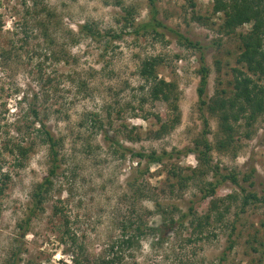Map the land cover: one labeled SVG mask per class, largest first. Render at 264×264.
<instances>
[{"label":"rangeland","instance_id":"374dc122","mask_svg":"<svg viewBox=\"0 0 264 264\" xmlns=\"http://www.w3.org/2000/svg\"><path fill=\"white\" fill-rule=\"evenodd\" d=\"M39 1L53 11L57 20V28L49 25V32L57 37L59 61L45 57L40 50L43 41L38 29L30 27L28 34L32 36L22 40L26 37L20 31L21 19L32 0H0V174L7 173L9 177L0 196V264H11L19 245L20 264H71L58 241V217L53 216L51 209L54 204L62 206L71 217L73 229L90 253H101L110 237L117 234L116 219L125 214L131 185L137 186L141 180L152 189V198L137 202L138 206L142 203L154 211L151 199L156 197L166 205L178 206L181 212L194 202L196 211L205 213L209 199H200V187L203 181L212 179L211 172L189 181L181 191L175 188L173 193L169 184L174 180L167 174L174 167L184 174L198 167L194 155L185 150L202 129L196 92L199 55L168 35L160 40L135 34L133 27L148 18L147 0ZM156 7L162 22L206 46L205 61L210 71L207 100L215 93L230 96L231 70L239 46L237 35L248 31L250 25L239 27L231 35L224 34L220 29L221 14L212 12V0H156ZM129 8L133 11L128 16L130 22L125 20ZM85 22L94 23L101 33L117 34L119 38L105 48L104 42L79 36L78 25ZM104 39L107 41L108 37ZM157 55L163 57L157 68L159 76L175 80L178 85L181 113L177 126L158 139L152 136L155 119H144L142 115L151 111L164 118L167 110L163 103L149 101L143 110H138L141 80L137 75L140 62ZM30 107L61 139L60 169L44 210L32 219L29 232L20 237L18 225L26 215L32 191L50 166L48 148L39 140L37 129L23 128L33 122V127H38ZM204 112L213 146L211 165L222 173L235 172L239 179L238 185L224 182L218 196L241 193L240 186L261 193L264 113L251 126V137L244 136L247 126L239 120L231 145L219 149L217 141L222 135L218 117L206 109ZM92 119L102 121L103 128L92 125ZM128 135L133 138L128 139ZM19 141L24 146L32 145L21 166L16 165V152L11 151ZM152 150L175 154L142 174L145 163L132 153ZM178 151L182 152L177 154ZM247 174L254 182L251 188L241 179ZM239 204L238 199L231 202L225 216L227 227L218 225L214 237L188 242L190 228L183 229L176 240L171 232L165 241L149 234L131 264H216L230 237L234 246L224 264H264V204H250L243 210ZM160 222L157 213L148 217L149 225ZM232 224L235 230L230 236Z\"/></svg>","mask_w":264,"mask_h":264},{"label":"trees","instance_id":"16d2710c","mask_svg":"<svg viewBox=\"0 0 264 264\" xmlns=\"http://www.w3.org/2000/svg\"><path fill=\"white\" fill-rule=\"evenodd\" d=\"M148 1V18L146 21L138 23L133 27L136 35H150L153 38L163 40L165 36L173 37L180 45L195 51L198 56V75L199 81L196 88L200 119L202 129L199 136L194 140L191 147H187L185 152L193 154L198 162V167L191 169L190 174H184L181 169L174 167L168 171V177L174 182L170 183V192L182 190L189 181H193L201 175L211 172L212 179L203 181L201 188V200L209 199V206L205 213L196 211L194 202L188 206L186 212H181L178 206L174 204L166 205L160 202L156 197L151 199L154 202V211L148 209L142 203L145 199L152 198L151 191L147 181L141 180L138 185H131L130 195L126 200L125 214L121 219H116V235L110 237L107 241L104 251L92 255L87 244L80 235L73 229L71 217L66 214L62 206L54 204L52 214L58 217L59 238L58 241L62 248V253L69 256L71 264H131L135 259V254L141 248V243L149 234L157 235L160 241L169 239L170 232L174 239L181 237L183 229L190 228V234L186 241H200L216 236V227L226 226L225 216L230 212L231 202L240 201V210L245 209L250 204H264V187L261 193L253 189H246L240 186L241 193H230L223 197L218 196V189L229 181L234 185L239 184L238 175L235 172L222 173L217 166L211 165L212 144L208 139L210 133L208 118L204 110L216 114L219 120V126L222 137L217 141L219 149H225L231 145L233 134L238 126V121L243 120L247 126L244 133L246 138L251 137V126L257 118L264 113V0H212L213 14H221L222 22L220 23L221 31L226 35L236 32L239 27L249 24L250 29L245 33L237 35L239 46L235 66L232 68V93L230 96H220L217 93L210 100H207V85L209 77V67L205 61L206 46L198 40H192L177 29L171 28L158 18V9L156 0ZM127 17L125 20L130 22L128 16H132V10H126ZM53 11L42 4L39 0H32V5L27 6L24 16L21 19L20 31L25 35L24 39L30 38L28 30L35 28L39 30L43 43L40 50L44 52L45 57L59 61L57 37L49 32V25L57 28V20L54 18ZM43 18V19H42ZM200 19L201 17H195ZM30 21H32L30 23ZM132 21V20H131ZM133 25V21L130 23ZM34 26V27H33ZM31 27V28H30ZM31 32V31H30ZM79 36H87L97 42H104L107 48L113 40L119 38L117 34L108 32L101 33L94 23L85 22L78 25ZM105 37L108 40L105 41ZM74 39L73 42H77ZM163 63V57L160 55L145 57L137 68V75L141 80L140 90V107L143 110L146 102H161L164 104L167 113L163 118L159 113L146 111L142 118L149 119L153 117L156 122V128L152 136L156 139L168 134L180 122L181 113L179 108L180 92L175 80H166L159 76L157 68ZM223 92V91H222ZM34 107H30L34 120L38 122V127L34 128V123L25 125L24 129H37L39 140L45 144L50 154V166L46 176L33 189L31 202L27 208L22 223L18 225L21 229V236L24 237L29 232L32 219L44 210V204L50 198L51 191L54 187V179L57 177L60 169L59 147L61 139L47 128L45 122L38 118V112ZM97 116V115H95ZM92 125H98L103 128L102 121L92 119ZM126 128V126H124ZM136 129L135 127H132ZM104 138L109 139L105 134ZM132 139L131 135L127 136ZM32 145L24 146L19 141L13 145L12 152H16L15 163L21 166L23 160L30 152ZM124 151H127L124 148ZM182 151H178L181 153ZM173 152L162 150L160 152H133L132 156L143 160L145 165L141 171L142 174L149 171L154 164H164L174 157ZM7 173L0 174V196L3 194L8 180ZM252 176L247 174L242 176V181L248 183L251 188L254 184L250 179ZM126 198V196H124ZM1 208V202H0ZM157 213L161 216V222L157 226L149 225L148 217ZM181 212V213H180ZM231 235H234V224L230 226ZM231 238V237H230ZM224 248L222 254L218 257L216 264H224L228 251L233 249V240ZM19 245V244H18ZM21 246L16 248L12 255L11 264H20ZM63 264H66L65 262ZM185 264V263H183Z\"/></svg>","mask_w":264,"mask_h":264}]
</instances>
